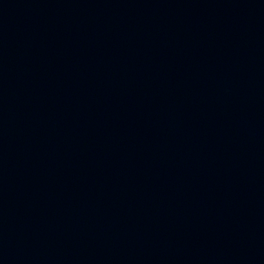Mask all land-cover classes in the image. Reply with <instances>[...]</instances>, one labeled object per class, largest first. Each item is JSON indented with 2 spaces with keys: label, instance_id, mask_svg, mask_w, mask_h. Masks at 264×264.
<instances>
[{
  "label": "water",
  "instance_id": "1",
  "mask_svg": "<svg viewBox=\"0 0 264 264\" xmlns=\"http://www.w3.org/2000/svg\"><path fill=\"white\" fill-rule=\"evenodd\" d=\"M0 264H264V0H0Z\"/></svg>",
  "mask_w": 264,
  "mask_h": 264
}]
</instances>
